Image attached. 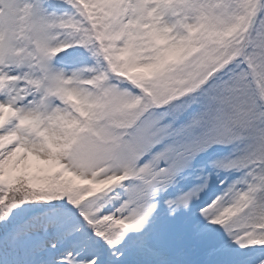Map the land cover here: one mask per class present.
<instances>
[{
    "label": "snow or ice",
    "instance_id": "1",
    "mask_svg": "<svg viewBox=\"0 0 264 264\" xmlns=\"http://www.w3.org/2000/svg\"><path fill=\"white\" fill-rule=\"evenodd\" d=\"M0 264H264V0H0Z\"/></svg>",
    "mask_w": 264,
    "mask_h": 264
}]
</instances>
